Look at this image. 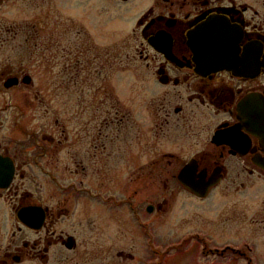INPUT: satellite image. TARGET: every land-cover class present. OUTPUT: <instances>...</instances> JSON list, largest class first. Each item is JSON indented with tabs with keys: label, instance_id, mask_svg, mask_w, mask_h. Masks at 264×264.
Returning a JSON list of instances; mask_svg holds the SVG:
<instances>
[{
	"label": "flooded vegetation",
	"instance_id": "1",
	"mask_svg": "<svg viewBox=\"0 0 264 264\" xmlns=\"http://www.w3.org/2000/svg\"><path fill=\"white\" fill-rule=\"evenodd\" d=\"M11 1L0 0V13ZM50 2L30 0L25 25L0 23V264H93L107 251L98 240L112 205L140 230L142 264L186 241L216 263L264 264V0ZM113 18L119 57L96 44ZM113 61L125 94L146 99L144 120L112 106ZM87 65L91 80L102 77V115L31 124L30 98L75 87ZM49 79L62 83L39 89Z\"/></svg>",
	"mask_w": 264,
	"mask_h": 264
},
{
	"label": "rangeland",
	"instance_id": "2",
	"mask_svg": "<svg viewBox=\"0 0 264 264\" xmlns=\"http://www.w3.org/2000/svg\"><path fill=\"white\" fill-rule=\"evenodd\" d=\"M24 1L25 3L22 5L20 0L11 1L8 6L13 5L16 7H14V10L11 7L6 8V12L0 13V23L2 25L6 24L7 26H17L19 24L25 25L27 22H30V7H32L33 3H30V0ZM50 1L51 0H47V4L51 3ZM44 8L45 6L40 4L36 9L39 10L38 13H41V10ZM52 9H56V6L54 5ZM117 23H119V21L113 18L112 32L106 41L98 38L96 39L97 50L101 52L104 50L102 46L108 45L113 52L112 56L114 57H119L121 52L120 40L122 38V32ZM17 36L18 39L16 41H20L22 34H18ZM18 49L20 52H25L28 48ZM69 50L74 51L73 49H67V51ZM44 51L45 50L40 48L31 49L33 56H43ZM49 51L54 58H59L62 54L61 49L57 48H52ZM60 67L62 66L58 65V69L56 70L58 71ZM83 68L84 70L77 79V85L75 87H68L65 92H63L62 89L58 90L55 87L53 89L50 87V94L44 98L45 102L43 103L39 102L42 100V97L30 98V105L32 107L27 116L30 117L31 124H36L38 126H41V124H90L95 114H97L98 117L102 115L101 113L105 110L102 107H100L97 112H94V108H99V102L105 98L96 93L95 88H98L100 85L102 77H97L96 80H91L88 76L92 73L93 66L87 65L83 66ZM108 68L109 69L106 72V84L107 88L110 89L112 106L117 105L119 108L117 112L118 116L122 117L124 114L125 105L133 113L134 120H144L145 118H142V111L147 103L146 99L136 97L133 93L125 94L124 87L126 82H124V77L127 75L124 73L121 66H119L118 62L113 61ZM45 82L56 84L58 80L49 79L48 81H37L39 89H44ZM58 83L60 85L62 81H59ZM128 83L130 84V89L132 81L129 80ZM59 88H62V86H59ZM18 104H20L19 101ZM114 111L115 110L113 109V114H115ZM114 179V184L117 183V185H120L122 177H116ZM37 180L40 183L42 178L37 177ZM113 190L119 197L123 195L115 187ZM33 191L40 194L41 191L38 183H34ZM125 193L128 192H124V195H126ZM0 209V216L2 217L3 213L5 214V211L3 206H1ZM109 216L112 217L111 220H109V225L111 226L106 231L107 235L103 237L105 240H98V243H101L102 248L107 251L99 253L93 264H142V261L147 257L144 253V247L141 246V241L139 240L140 230L131 220L129 211L125 209V206L122 208L117 205H112L109 210ZM0 227L1 232H5L6 225L1 223ZM188 227L192 226L189 225ZM188 227L186 229H188ZM170 241L171 240H162L161 244L165 245ZM191 243L192 241L183 242L177 249H172L163 253L161 255L160 264H220L216 263L217 261L214 260V258H205L200 253L193 252ZM103 249L98 248L99 251ZM118 252L124 253L122 258L117 255ZM143 253L145 256H143Z\"/></svg>",
	"mask_w": 264,
	"mask_h": 264
}]
</instances>
